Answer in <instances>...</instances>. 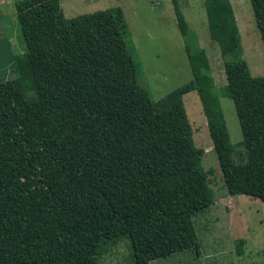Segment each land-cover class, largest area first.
<instances>
[{
	"label": "trees",
	"instance_id": "16d2710c",
	"mask_svg": "<svg viewBox=\"0 0 264 264\" xmlns=\"http://www.w3.org/2000/svg\"><path fill=\"white\" fill-rule=\"evenodd\" d=\"M193 79L156 100L130 39L112 24L85 26L61 0H17L16 15L48 123L8 136L17 182L0 166V206L33 242L0 228V264H102L131 237L136 264L192 247L193 213L212 204L184 96L197 91L212 134H227L206 54L171 0ZM264 45V0H252ZM209 36L226 63L244 59L230 0H204ZM248 159L245 178L264 202V125L250 81L227 69Z\"/></svg>",
	"mask_w": 264,
	"mask_h": 264
},
{
	"label": "rangeland",
	"instance_id": "374dc122",
	"mask_svg": "<svg viewBox=\"0 0 264 264\" xmlns=\"http://www.w3.org/2000/svg\"><path fill=\"white\" fill-rule=\"evenodd\" d=\"M15 1L0 0V166L20 182L23 176L9 157L8 136L47 124L48 115L18 23ZM180 4L206 54L228 133L210 132L197 91L184 96L212 204L192 216L199 255L190 247L149 264H264V202L258 197L257 187L245 178L246 144L226 76L232 67L241 80L254 84L264 125V45L253 3L231 2L245 55L232 63L222 60L218 44L209 36L203 0H180ZM61 6L67 17L87 21L85 26H77L79 30L112 23L121 36L130 39L145 84L156 100L193 79L171 0H61ZM0 228L30 253L32 240L1 206ZM28 254L23 264H28ZM102 264H136L128 234L121 235L103 254Z\"/></svg>",
	"mask_w": 264,
	"mask_h": 264
},
{
	"label": "crops",
	"instance_id": "0c3cea01",
	"mask_svg": "<svg viewBox=\"0 0 264 264\" xmlns=\"http://www.w3.org/2000/svg\"><path fill=\"white\" fill-rule=\"evenodd\" d=\"M230 2H232V0H230ZM5 25V24H4ZM6 26V25H5ZM241 31V29H239ZM239 31V32H240ZM242 32H240V36H241V39H242V35H241ZM234 204H231L230 206H233ZM235 235V234H234Z\"/></svg>",
	"mask_w": 264,
	"mask_h": 264
},
{
	"label": "clouds",
	"instance_id": "9594fccd",
	"mask_svg": "<svg viewBox=\"0 0 264 264\" xmlns=\"http://www.w3.org/2000/svg\"><path fill=\"white\" fill-rule=\"evenodd\" d=\"M204 1V0H203ZM232 5V4H231ZM233 8V7H232ZM235 15V14H234ZM206 22H207V20H206ZM238 30H239V28H238ZM239 34H240V32H239ZM241 37V36H240ZM243 46V45H242ZM231 90V89H230ZM231 94H232V92H231Z\"/></svg>",
	"mask_w": 264,
	"mask_h": 264
}]
</instances>
